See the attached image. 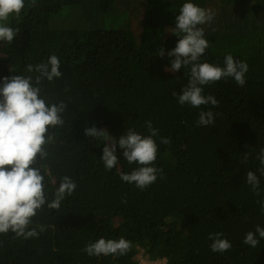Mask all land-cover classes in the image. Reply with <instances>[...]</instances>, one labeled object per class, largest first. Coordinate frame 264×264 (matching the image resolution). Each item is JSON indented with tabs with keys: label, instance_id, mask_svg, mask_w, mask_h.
I'll list each match as a JSON object with an SVG mask.
<instances>
[{
	"label": "trees",
	"instance_id": "16d2710c",
	"mask_svg": "<svg viewBox=\"0 0 264 264\" xmlns=\"http://www.w3.org/2000/svg\"><path fill=\"white\" fill-rule=\"evenodd\" d=\"M186 2L214 13L199 26L210 44L200 62L223 67L230 53L249 65L243 87L231 78L203 86L218 107L180 106L172 95L182 94L189 79L190 68L165 70L174 59L167 52L182 35L173 29ZM79 14L99 25L78 28ZM7 26L19 31L11 44L0 42V86L13 75L35 80L39 73H28L27 65L60 59L62 76L39 87L46 103L67 104L65 123L50 129L49 156L40 164L49 200L64 176L77 188L59 210L45 205L33 218L30 227L47 228L38 238L0 234V264H139V256L165 264H264V239L255 248L243 243L257 225L264 228V176L256 158L264 148V0H25ZM200 111H212L214 124L197 126ZM149 120L159 130L153 166L163 178L140 190L120 179L138 164L124 159L118 139L129 128L149 136ZM93 126L117 140L112 170L100 160L104 141L85 136ZM247 171L260 180L258 196ZM210 233H223L231 249L213 253ZM121 237L133 245L124 256L82 251L100 238Z\"/></svg>",
	"mask_w": 264,
	"mask_h": 264
},
{
	"label": "clouds",
	"instance_id": "9594fccd",
	"mask_svg": "<svg viewBox=\"0 0 264 264\" xmlns=\"http://www.w3.org/2000/svg\"><path fill=\"white\" fill-rule=\"evenodd\" d=\"M25 7V0H0V42L11 44L18 35V29L7 26L9 17L19 16ZM214 13L186 2L176 16L175 34H182L176 47L167 52L171 67L166 71L176 73L182 67L190 68L188 83L182 88V94L175 91L172 95L180 106L189 105L199 109L202 105L211 104L218 107L219 102L212 95H203V86L215 84L222 79L231 78L243 87L245 74L249 65L244 61L234 60L229 53L224 57V66L208 62H200L210 48L200 25L212 21ZM158 56L163 58L165 50L159 48ZM28 73H39L33 80L31 75H13L5 77L0 86V234L13 233L17 238L25 240L38 238L47 230L42 224L33 227V218L47 205L48 209L59 210L66 197L71 196L77 188L76 183L68 176H64L55 189L53 198L49 200L45 192L46 174L43 173L41 161L48 158L46 145L52 143L53 136L50 129L62 127V114L67 110L64 102L48 104L41 98L43 80L52 82L62 76L60 59L51 55L46 63L26 66ZM67 91V89H66ZM197 126L214 124L212 111H200ZM149 136H142L133 128L118 139V146L123 150V157L129 163L138 164L130 174L121 173L120 179L128 184H134L144 190L158 178H163V169L154 165L157 159L158 145L154 137L159 130L152 127V121L146 122ZM85 136L104 141L101 162L106 170H112L118 164L116 156L117 140L111 137L107 130L96 127L85 128ZM160 143L167 145L170 139L161 137ZM247 153L245 160H247ZM261 167L258 169L264 176V148L257 154ZM39 165V166H38ZM246 183L251 186L255 195H260V180L253 171L246 172ZM261 212L264 213V201H261ZM223 233H210L208 239L212 241L210 250L213 253H224L231 249V243L222 239ZM264 239V228L256 226L255 231L246 233L243 243L252 248L257 247ZM133 245L131 241L121 237L118 240L100 238L94 243H88L82 251L88 256H124Z\"/></svg>",
	"mask_w": 264,
	"mask_h": 264
},
{
	"label": "rangeland",
	"instance_id": "374dc122",
	"mask_svg": "<svg viewBox=\"0 0 264 264\" xmlns=\"http://www.w3.org/2000/svg\"><path fill=\"white\" fill-rule=\"evenodd\" d=\"M74 16V12L70 16L66 18V20L72 19ZM77 22V27L80 29H87V28H92V27H97L99 24H96L95 22L91 21L89 18L85 19L82 15H76L75 19L73 22ZM139 264H165L164 261H156V262H150L148 259H145L141 256L138 257Z\"/></svg>",
	"mask_w": 264,
	"mask_h": 264
}]
</instances>
